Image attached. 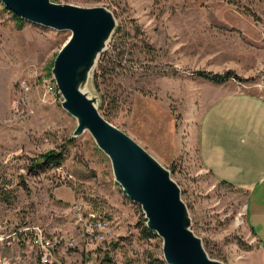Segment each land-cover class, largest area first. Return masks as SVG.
<instances>
[{"label":"rangeland","instance_id":"374dc122","mask_svg":"<svg viewBox=\"0 0 264 264\" xmlns=\"http://www.w3.org/2000/svg\"><path fill=\"white\" fill-rule=\"evenodd\" d=\"M51 1L113 13L125 35L107 45L108 73L97 88L91 77L99 112L170 171L211 259L263 264L245 218L246 192L203 165L198 130L225 93L264 98V0ZM68 36L19 21L0 2V189L13 195L10 204L0 201V264H166L161 238L143 236L142 210L116 184L109 158L88 131L72 138L76 120L49 88ZM227 71L241 80L210 81ZM60 148L59 166L29 173L38 155ZM88 212L107 219L103 242L86 236ZM35 227L57 240L45 256L31 245Z\"/></svg>","mask_w":264,"mask_h":264},{"label":"water","instance_id":"95a60500","mask_svg":"<svg viewBox=\"0 0 264 264\" xmlns=\"http://www.w3.org/2000/svg\"><path fill=\"white\" fill-rule=\"evenodd\" d=\"M0 2L22 20L69 32L54 58L51 75L61 107L76 120L72 138L88 131L109 158L116 184L140 206L147 229L161 238L165 263L224 264L208 256L191 230L188 208L170 171L99 112L91 74L116 30L113 13L104 6L80 7L51 0Z\"/></svg>","mask_w":264,"mask_h":264},{"label":"crops","instance_id":"0c3cea01","mask_svg":"<svg viewBox=\"0 0 264 264\" xmlns=\"http://www.w3.org/2000/svg\"><path fill=\"white\" fill-rule=\"evenodd\" d=\"M198 152L217 180L246 192L245 218L264 264V98L236 91L215 99L200 122Z\"/></svg>","mask_w":264,"mask_h":264},{"label":"trees","instance_id":"16d2710c","mask_svg":"<svg viewBox=\"0 0 264 264\" xmlns=\"http://www.w3.org/2000/svg\"><path fill=\"white\" fill-rule=\"evenodd\" d=\"M16 18L19 21H22L20 18L16 16ZM125 35V32L123 34L120 33V28L119 26L116 27L115 32L112 35V38L110 40V44L112 43V46H115L117 40L119 37ZM107 53V50H105L99 57L98 62L96 64V67L93 71V85L94 87H98V78L104 77L105 73L108 71L106 70V65H102V61L104 60V57ZM229 78H235L238 80H241L236 74H234L232 71H227L224 74H215L212 78H209L210 81L214 83H221L225 80H228ZM73 139H70L72 141ZM65 150L63 148L60 149H50L47 150L40 155L34 160L33 164L29 166L28 171L31 174H37L39 172L45 171L47 168L52 167V166H59L65 159ZM223 183H226L224 181H221ZM227 184V183H226ZM2 191L0 189V201L5 203V204H10L13 201V195L9 194L6 189H3ZM141 232L145 238H155L156 234L145 226V219H143L141 223ZM159 263L164 264L162 260H156ZM156 264V263H153Z\"/></svg>","mask_w":264,"mask_h":264},{"label":"built area","instance_id":"2783aa9c","mask_svg":"<svg viewBox=\"0 0 264 264\" xmlns=\"http://www.w3.org/2000/svg\"><path fill=\"white\" fill-rule=\"evenodd\" d=\"M51 85V84H50ZM52 90H55V86L51 85L49 87ZM108 221L104 215L96 212H88L85 222V234L89 239L95 240L97 242H103L108 234ZM34 232L30 238L31 245L41 253L46 255V252L50 250L56 243V238H48L43 233V230L40 227H35ZM70 244H73L74 241L69 240ZM42 256V258L44 257Z\"/></svg>","mask_w":264,"mask_h":264}]
</instances>
